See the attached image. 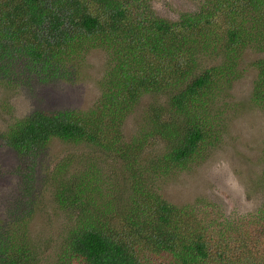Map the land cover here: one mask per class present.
<instances>
[{
    "label": "trees",
    "instance_id": "16d2710c",
    "mask_svg": "<svg viewBox=\"0 0 264 264\" xmlns=\"http://www.w3.org/2000/svg\"><path fill=\"white\" fill-rule=\"evenodd\" d=\"M94 46L110 62L94 106L31 111L0 138L20 157L25 184L53 139L91 146L95 162L109 164L103 174L92 162L69 172L71 154L53 168L51 200L76 216L62 249L68 262L264 264V173L260 206L238 215L202 198L173 204L142 186L138 167L151 140L163 148L155 169H183L204 152L218 112L210 104L238 76L244 50L264 51V0H201L174 19L149 0H0V67L9 73L18 61L46 80ZM251 68L253 99L264 106V52ZM145 95L163 103L150 101L126 139L124 120ZM34 206L24 199L0 218V264H39L27 234Z\"/></svg>",
    "mask_w": 264,
    "mask_h": 264
},
{
    "label": "rangeland",
    "instance_id": "374dc122",
    "mask_svg": "<svg viewBox=\"0 0 264 264\" xmlns=\"http://www.w3.org/2000/svg\"><path fill=\"white\" fill-rule=\"evenodd\" d=\"M200 1L149 0L161 16L169 19L195 10ZM262 52L255 48L244 50L238 76L210 104L212 115L219 112L213 121L214 134L207 139L204 152L186 167L151 168L154 158L163 153L162 142L152 143L151 140L146 144L138 165L144 166L139 175L143 187H149L178 205L202 198L217 204L226 214H247L260 206L263 200L264 106L253 99L252 80L256 71L251 68V62ZM206 60L212 61L209 57ZM70 65L46 80L40 79L23 62H11L10 73L0 67V138L11 122L31 111L87 110L97 103L100 82L110 65L106 48L91 47ZM162 99L150 100L147 95L140 99L136 109L124 120L126 139L141 126L148 105L152 101L163 103ZM71 154L73 162L69 172L91 162L100 168L101 174L102 169L109 172V164L104 166L102 161L95 162L97 158L92 154L91 146L53 139L37 158L33 181L25 184L17 172L23 165L20 157L0 139V218L4 220L9 216L10 206L15 207L24 199H35L27 234L38 250L39 264H70L62 249L76 216L67 207L52 202L54 186L49 178L54 174L56 162ZM29 187L31 189L26 193Z\"/></svg>",
    "mask_w": 264,
    "mask_h": 264
}]
</instances>
